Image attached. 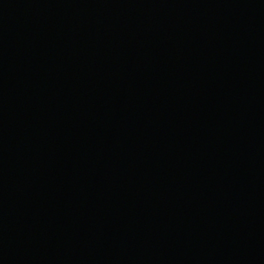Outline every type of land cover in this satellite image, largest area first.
Instances as JSON below:
<instances>
[{
    "label": "water",
    "instance_id": "water-1",
    "mask_svg": "<svg viewBox=\"0 0 264 264\" xmlns=\"http://www.w3.org/2000/svg\"><path fill=\"white\" fill-rule=\"evenodd\" d=\"M0 264H264V0H0Z\"/></svg>",
    "mask_w": 264,
    "mask_h": 264
}]
</instances>
